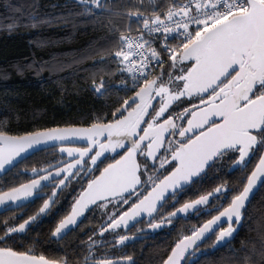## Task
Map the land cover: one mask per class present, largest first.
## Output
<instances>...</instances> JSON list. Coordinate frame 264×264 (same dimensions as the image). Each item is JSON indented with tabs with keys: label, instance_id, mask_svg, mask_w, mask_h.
Returning <instances> with one entry per match:
<instances>
[{
	"label": "snow or ice",
	"instance_id": "obj_1",
	"mask_svg": "<svg viewBox=\"0 0 264 264\" xmlns=\"http://www.w3.org/2000/svg\"><path fill=\"white\" fill-rule=\"evenodd\" d=\"M80 3L86 12H102L106 6V0ZM126 15L128 27L119 33L111 58L122 73L132 74L135 87L130 91L134 95L118 102L110 120L98 119L86 128L57 127L20 136L0 130V176L30 149L49 142H86L82 147L61 146L59 151L67 159L61 158L49 168L33 169L28 183L10 191L0 189V210H13L45 187L62 191L72 179L82 181L70 214L59 222L54 236L75 225L85 209L96 205L106 209L108 217L99 235L114 233L119 238L112 241L113 246L123 245L130 237L117 230L129 228L130 223L135 226L145 215L150 218L149 226L158 229L189 210L200 212L199 206L208 205L212 197L219 199L228 191L224 186L163 212L170 201L175 208L177 193L216 160L235 159L230 154L236 153V165L246 166L251 150L264 146V0H172L159 14L146 16L137 9ZM132 24L136 36L130 34ZM175 40L179 43L173 47L170 41ZM157 41H161L159 50L153 47ZM166 61L168 70L163 68ZM156 68H160L159 75H154ZM104 87L101 80L93 91L99 94ZM185 101L187 106L181 111L173 108ZM108 153L115 154L111 157L114 162L101 169ZM262 177L264 155L230 206L183 236L163 264H181L187 250L205 233L214 232L218 222H227L228 227L220 228L213 247L232 237L237 230L232 225L239 226L248 194ZM57 194L53 191L39 212L18 227L0 221V264H61L5 246L13 234L24 233L26 225L49 209ZM89 239L85 264H132L131 257L103 256L97 262L91 250L96 241ZM244 264H248L247 258Z\"/></svg>",
	"mask_w": 264,
	"mask_h": 264
},
{
	"label": "trees",
	"instance_id": "obj_2",
	"mask_svg": "<svg viewBox=\"0 0 264 264\" xmlns=\"http://www.w3.org/2000/svg\"><path fill=\"white\" fill-rule=\"evenodd\" d=\"M171 3L106 0L104 11L86 12L80 0H0V130L20 136L57 127L86 128L98 119H110L118 102L134 95L116 89L121 76L111 58L119 33L128 27L126 13L138 9L147 15L159 14ZM132 28L130 34L138 35L135 24ZM163 68L168 69L167 61ZM159 73L157 68L154 75ZM101 80L105 87L98 94L93 87ZM45 156L35 153L19 167L38 169L46 164ZM254 166L242 177L230 178L236 183L234 196ZM15 185L11 174L0 181L4 190ZM5 218L0 216V221L15 223L16 217ZM13 236L21 240L22 233ZM262 251L264 184L246 208L235 238L187 264H244L246 258L248 264H264ZM158 258V250L151 249L139 262L162 264Z\"/></svg>",
	"mask_w": 264,
	"mask_h": 264
},
{
	"label": "flooded vegetation",
	"instance_id": "obj_3",
	"mask_svg": "<svg viewBox=\"0 0 264 264\" xmlns=\"http://www.w3.org/2000/svg\"><path fill=\"white\" fill-rule=\"evenodd\" d=\"M188 63L190 62H185V64ZM184 106H187L186 101L183 105L177 102L173 105V108H175L176 111H181ZM59 149L60 147L42 151L46 154V164L41 165L38 169L49 168L50 165L57 164L61 158L67 159L66 154H62ZM263 149L264 146H255L251 150L250 159L246 158L248 161L246 166L236 165L235 159L239 158L236 153L230 154L234 156L235 159H229L228 156H225L216 160L198 179L184 187L181 192L177 193L175 198V208L171 207L170 201L163 209V212L168 213L182 207V205L186 202H192L198 199L201 195H207L208 193L213 192L217 187L224 186L228 189L226 193L219 196V199L212 197L210 198V203L208 205L199 206L201 208L200 212L189 210L188 213L181 214L180 216L173 218L171 224H164L158 229H152L149 226L148 220L150 218L146 216L142 222L135 223V226H131L130 223L129 228L117 230L121 235L126 234L130 237V239L123 245L118 246H113L112 243L113 240L119 238L114 233L105 232L103 237L99 235L100 230L108 217L105 215L106 209L99 208L96 205L91 206L89 210L77 221V223L69 229L68 232L54 236L53 233L59 225V222L70 214L74 200L79 195L83 182L81 181V183H77L76 179H72L68 187L63 188L62 191L51 186L45 187L41 192H39V195H36V193L33 195L34 198L30 203L18 209L0 214V216L6 215L5 219L16 217L13 225L19 226L20 223H23L25 220H29L30 217L39 212V209L43 206L44 201L51 197L53 191H57L58 193L55 198V203H50L49 209L40 214L35 221L26 225L25 231L22 233L21 240L18 239L20 237L16 238L15 236L17 235H15L5 246L12 247L13 249L20 251L30 252L36 256H44L48 260L60 261L61 264H64V261H67V264H85V257L89 253V245L91 244L89 238L91 237L92 240L96 241V245L92 247L91 250L95 253L97 262L98 259L103 256L115 259L131 257L132 264H140L139 259L146 251L156 249L159 252L158 263H162L165 253L169 251V255L171 253V249L183 236L190 235L194 229L199 228L213 216L218 215L219 211L224 210L230 205L231 200L234 198L236 185V183L231 181L230 178H232L233 175H239L242 177L243 174L250 171L253 164H257ZM106 155H108L109 158L104 160V163L100 165L101 169L107 166L108 163L114 162L111 159V157L115 155L114 153H108ZM116 158L118 159L119 157L116 156ZM140 159L142 160L143 157H140ZM50 170L54 171V169ZM160 171L163 170L161 169ZM10 174L14 177L16 182V185L13 187H17L20 184L30 182L32 169H29L25 165L21 167L18 165L0 178V181ZM17 182L19 184H17ZM11 188L6 190H4V188L0 189H3V191H10ZM111 207L112 206L109 205V210ZM244 212L242 213L239 230L244 219ZM154 222H159V219ZM7 223L10 225L12 224L10 221ZM232 226L237 228L235 223H233ZM227 227L228 224H225L220 228ZM220 228L215 231V233H213L202 245L192 251L187 256L184 264H187L188 261L191 262L194 260V256H197V259H199L201 256L212 253L213 245L215 244V240L213 241V239H216V234H218Z\"/></svg>",
	"mask_w": 264,
	"mask_h": 264
},
{
	"label": "water",
	"instance_id": "obj_4",
	"mask_svg": "<svg viewBox=\"0 0 264 264\" xmlns=\"http://www.w3.org/2000/svg\"><path fill=\"white\" fill-rule=\"evenodd\" d=\"M85 144H86V142L85 141H74L71 145H78V146H85ZM69 144H67V143H65V144H61V142H49L48 144H46V145H42L39 149H36V150H28V152L27 153H23L22 155H21V157L20 158H18L17 159V161L15 162V166L11 169V170H13L15 167H17L18 165H20L22 162H24L25 160H27V159H29V158H31L35 153H39V152H42V151H46V150H49V149H52V148H57V147H61V146H68ZM261 155H264V149H263V152H262V154ZM259 161V160H258ZM258 163V162H257ZM212 165V164H211ZM256 166V165H255ZM207 168H209V167H206L205 168V170L207 169ZM255 168V167H254ZM10 170V171H11ZM205 170L199 175V176H197V177H193L192 178V182L193 181H195L196 179H198L204 172H205ZM254 170V169H253ZM10 171H8V172H10ZM7 172V173H8ZM7 173H5L4 175H6ZM4 175H2V176H0V178H2ZM191 182V183H192ZM191 183H189V184H191ZM246 183H247V181H246ZM188 184V185H189ZM264 184V177H262L261 179H259V180H257L256 181V183L253 185V187H252V190L249 192V194H248V199L245 201V208L244 209H242L241 211H242V213L246 210V208L248 207V205H249V203L251 202V200L255 197V195L259 192V190L261 189V187H262V185ZM246 185V184H245ZM187 186V185H186ZM185 186V187H186ZM34 194H35V192H34ZM33 198H34V196L33 197H29L28 198V200L23 204V206L24 205H26V204H28V203H30L32 200H33ZM99 203V202H98ZM91 206H93V205H90L87 209H85V211H84V213H83V215L89 210V208L91 207ZM230 206V205H229ZM228 206V207H229ZM227 207V208H228ZM20 208V207H19ZM14 209H18V208H14ZM13 209V210H14ZM7 211H11V210H8L7 208H4V209H2V210H0V214H3V213H5V212H7ZM83 215H81V216H78L77 217V221L83 216ZM146 217V215L143 217V219ZM140 218H138V220H139ZM225 218H222V221L224 220ZM225 224H228L227 222H218V225L219 226H213V228H214V232H208V233H205V236L200 240V241H197V244L196 245H193L192 247H190L188 250H187V252L185 253V258L181 261V264H184L185 263V260H186V258H187V256L192 252V251H194L196 248H198L200 245H202L213 233H215V231H217L220 227H222L223 225H225ZM240 225H241V222H240V224H239V226H237V230L233 233V236L232 237H230V238H227L226 239V241H224V242H221L218 246H216V247H213V251L214 250H216V249H218V248H220V247H223L224 245H226L227 243H229V242H231L232 240H233V238H234V236L237 234V232H238V230H239V227H240ZM73 225H71V226H69L67 229H64L63 231H62V233L61 234H64V233H66V232H68L69 231V229L72 227Z\"/></svg>",
	"mask_w": 264,
	"mask_h": 264
},
{
	"label": "built area",
	"instance_id": "obj_5",
	"mask_svg": "<svg viewBox=\"0 0 264 264\" xmlns=\"http://www.w3.org/2000/svg\"><path fill=\"white\" fill-rule=\"evenodd\" d=\"M144 15L148 16L147 14H144ZM160 43H161V41H157L153 45V47H156L157 50H159ZM170 43L174 47L176 44L179 43V40L170 41ZM164 55L166 56L167 54H164ZM155 70H154V73H155ZM117 73L121 76V82L116 85V89L117 90H119L120 92H127V91H130L133 87H135V82H134V80L132 78V74L131 73H128V72H123L122 73L120 71V68L118 69Z\"/></svg>",
	"mask_w": 264,
	"mask_h": 264
}]
</instances>
